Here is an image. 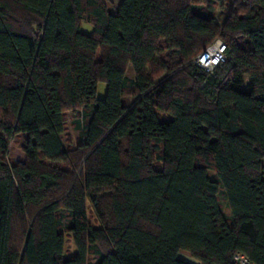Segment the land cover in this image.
Wrapping results in <instances>:
<instances>
[{"label": "trees", "instance_id": "1", "mask_svg": "<svg viewBox=\"0 0 264 264\" xmlns=\"http://www.w3.org/2000/svg\"><path fill=\"white\" fill-rule=\"evenodd\" d=\"M221 1L0 0V264H264V0Z\"/></svg>", "mask_w": 264, "mask_h": 264}, {"label": "rangeland", "instance_id": "2", "mask_svg": "<svg viewBox=\"0 0 264 264\" xmlns=\"http://www.w3.org/2000/svg\"><path fill=\"white\" fill-rule=\"evenodd\" d=\"M111 2V3H110ZM117 0H109L110 3V8H112V5H116ZM113 3V4H112ZM228 13V9L224 8V9H219L217 11V17L219 19V22L222 23L224 18L226 17ZM81 30L85 33H91L93 31V25L90 22H83L82 26H81ZM129 76H134V73L132 72V70L128 71ZM106 83L105 82H100L98 85V91H97V97L98 98H102L104 97L105 93H106ZM133 96L130 95L128 96V98L124 99V101L126 102H131L133 100ZM66 120H67V128L65 130V132L63 133V138L65 140L66 145H71V146H75L77 139H78V133L75 132L73 130V128L71 127V120L72 117L67 115L66 116ZM25 142V137L23 134H17L15 136H13L10 139V150H9V156H8V160L10 161V163L19 161V160H23L24 159V151H23V144ZM264 163V160H263ZM88 214L90 216V221L93 224L98 225V222L95 221L94 218V213L92 211L91 205L88 204ZM76 251V246L74 244V241L71 237V235L67 236V242H66V249H65V256L66 257H71ZM180 257L184 258V257H190V254L188 252L185 251H181L179 254Z\"/></svg>", "mask_w": 264, "mask_h": 264}, {"label": "built area", "instance_id": "3", "mask_svg": "<svg viewBox=\"0 0 264 264\" xmlns=\"http://www.w3.org/2000/svg\"><path fill=\"white\" fill-rule=\"evenodd\" d=\"M213 47H218L219 50V59L217 60V63L214 65V67L212 69H208L206 68L203 64L204 61L203 59L204 56H202V54L195 60V63L202 67L203 69H206L207 71L212 72L214 70V68L222 61H224L226 59V55H225V49H226V43L221 40V39H217L210 47H208L204 54H207L208 50L213 48ZM234 262L236 264H256L255 262H253L247 255H245L244 253L238 252L234 255Z\"/></svg>", "mask_w": 264, "mask_h": 264}, {"label": "bare ground", "instance_id": "4", "mask_svg": "<svg viewBox=\"0 0 264 264\" xmlns=\"http://www.w3.org/2000/svg\"><path fill=\"white\" fill-rule=\"evenodd\" d=\"M219 55L220 53L218 47H213L209 49L205 59H203L204 61L203 65L208 69H212L214 65L217 63V60L219 59Z\"/></svg>", "mask_w": 264, "mask_h": 264}, {"label": "crops", "instance_id": "5", "mask_svg": "<svg viewBox=\"0 0 264 264\" xmlns=\"http://www.w3.org/2000/svg\"><path fill=\"white\" fill-rule=\"evenodd\" d=\"M120 1L121 0H117L116 5H118L120 3ZM231 3H232V0H222L221 1L222 5L219 7V9H224V8L228 9L230 7ZM184 259L189 261V262L195 263V264H200V261L195 259V258H193L191 254H190V257L189 256L188 257H184Z\"/></svg>", "mask_w": 264, "mask_h": 264}, {"label": "water", "instance_id": "6", "mask_svg": "<svg viewBox=\"0 0 264 264\" xmlns=\"http://www.w3.org/2000/svg\"><path fill=\"white\" fill-rule=\"evenodd\" d=\"M206 55H207V54H204V53L202 54V56H204V58L206 57Z\"/></svg>", "mask_w": 264, "mask_h": 264}]
</instances>
